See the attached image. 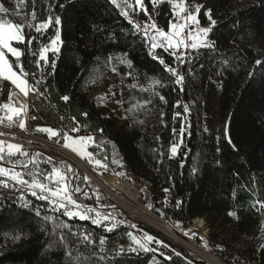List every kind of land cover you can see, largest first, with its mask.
<instances>
[{"label": "trees", "instance_id": "1", "mask_svg": "<svg viewBox=\"0 0 264 264\" xmlns=\"http://www.w3.org/2000/svg\"><path fill=\"white\" fill-rule=\"evenodd\" d=\"M188 3L203 5L198 17L201 24L207 22L204 13L211 10L217 24L209 39L216 46L191 51L184 64L170 52L157 49L156 56L165 61L161 64L150 55L146 38L128 22L129 18L137 23L148 21L149 17L142 11H130L129 16H124L111 0H25L29 16L26 23L53 18L42 33L26 28L28 36L36 39L24 48L22 62L29 73H35L30 83L41 80L39 90L43 93L30 102V123L33 127L45 125L59 130L61 137L77 123L87 125L80 131L93 134L97 141L107 140L119 159L121 170L150 182L152 196L148 203L156 204L165 194L163 189L171 190L173 197L166 220L177 228L182 226L184 234L198 232L189 229L196 217L223 215L229 211L238 213L234 226L239 233H249L260 225L259 236L248 249L247 264H264V211L253 207L260 200L257 178L264 173V64L255 63L256 60L264 62V0H188ZM144 4L157 25L167 30L173 18L170 5L165 2L153 8L150 0H144ZM33 7L36 21H31ZM55 17L60 18L59 25L55 24ZM57 30L62 41L60 52H49L47 62L37 67L39 49L50 43ZM122 54H127L133 67L118 65V69L121 73L131 71L133 76L116 79L119 82H115L118 84L114 87L116 97L128 108L149 98L152 103L134 114L126 111L127 119H116L104 116L99 109L97 99L92 96L97 82L92 84L91 79L98 68L107 64L109 57ZM166 65L178 68L185 76L183 90L165 72ZM212 70L218 78L216 138L199 140L200 117L211 96ZM150 77L160 78L166 85L157 89L166 97V103L150 92L127 87L132 83L147 87ZM10 90V85L3 82L0 105L7 100ZM64 95L71 99L63 101ZM177 102L179 107L175 106ZM184 105H188V112L184 111ZM85 112L87 117L83 115ZM177 112L181 115L176 116ZM139 120L144 124L134 123ZM101 128L103 134L98 131ZM172 129H184L183 145L179 154L169 159L170 144L175 141L170 133ZM226 132L235 149L228 144ZM22 148L29 153V148ZM160 152L165 155L159 156ZM36 159L38 165L24 168L27 157L16 154L10 159L6 157L2 166L5 169L15 166L17 171L25 173V179H31L27 175L29 171H51L54 166H60L54 160L45 163L49 159L41 154ZM193 167L197 168L196 173L192 172ZM77 185H83L82 178ZM180 200L183 204L177 207L176 201ZM45 216L49 215L34 216L19 207L0 204V264L148 263V254L111 256L90 253L81 247L73 249L75 241L71 232L53 231V222L45 221ZM59 221L67 223L71 231L79 224L67 217H59ZM61 235L64 241H60ZM169 254L171 259L162 260L161 264H205L197 256L181 250L180 256Z\"/></svg>", "mask_w": 264, "mask_h": 264}, {"label": "snow or ice", "instance_id": "2", "mask_svg": "<svg viewBox=\"0 0 264 264\" xmlns=\"http://www.w3.org/2000/svg\"><path fill=\"white\" fill-rule=\"evenodd\" d=\"M111 2L117 7L121 8V14L124 16H129L130 11H142L146 16L149 17L148 21H146L143 27L129 18V24L133 26L138 34H142L151 49L150 55H153L154 58L159 59L156 56L157 49H163L166 52H170L171 55L177 60L180 64L186 63V57L189 55V51L195 52L200 48H208L214 49L215 42L209 39V35L212 32L213 28L216 26L217 21L212 18L211 10L206 11L204 14L207 16V19L210 21L209 27H200L199 14L201 12V8L203 5L200 4H190L188 0H150L153 8L162 3H168L172 10V20L169 22L168 29L165 30L160 28L154 19L151 18V15L148 13V9L145 7L144 0H134V2H129V0H121V3H117V0H111ZM62 6V5H61ZM194 8V11L192 10ZM0 12H7V9L0 8ZM53 18L51 16L48 17L46 21L39 23H26V24H16L13 22H9L5 20L3 17H0V79L9 82L15 89H18L19 93H22L25 98L29 96L30 93H35L39 95H43L39 90V86L41 84L40 79H36L34 83L29 82V77L35 78V73H29L25 70L24 64L22 62V57L24 56V51L14 45L20 44H32V42L36 39L35 37H27L25 36L24 29H34L36 33H42L46 31L49 26L52 24ZM31 21H36V12L33 7V11L31 12ZM61 23L59 17H55V24L59 25ZM58 44H62L60 39L59 30L56 32V36L54 39L50 41V46H44L39 49L38 52V60L36 61L37 67H41V62H47V53L49 51L53 52V54H57L60 52V47ZM33 55L36 56L37 53L33 52ZM11 57V59H10ZM118 61V64H112L113 60ZM161 64H165L163 59H159ZM255 63L257 65L264 64L261 60H256ZM108 64L111 67V71L119 75L118 65H125L127 68L131 69L133 67V63L130 59L127 58V54H122L119 57H109ZM165 72L168 73L171 77H174V84L178 86L181 90H183L185 86V76L180 72V70L171 65H166ZM128 77H132L133 73L131 71L125 74ZM100 76H94L91 79V83L95 84ZM150 83L147 87L139 86L138 83L129 84L127 87L129 89H138L140 92L151 93L153 96L158 98L159 101L166 103V97L161 94L157 89H163L166 85L162 82L160 78L150 77ZM114 96L115 93H112ZM12 94H9V101H12ZM61 99L65 102H68L71 98L68 95H64ZM107 99L106 95H101L97 97V101L103 102ZM117 104H122V101H116ZM152 103V100L145 99L143 101H138L131 105L126 111L129 113H136L138 111L147 109L148 105ZM179 107V102L175 105ZM184 111L188 112V105H184ZM0 108L8 110L11 115L7 116V119L11 121L14 116H20L21 113L26 114V105H21V107L17 108L12 106L10 103H5L0 105ZM85 117H87V113H83ZM176 116L181 115V113L177 112ZM163 116V113L161 114ZM35 118V117H34ZM126 119L128 117H125ZM2 119V118H0ZM62 119V118H61ZM75 121V117L72 118ZM134 123L144 124V121H134ZM20 128L23 130L26 127L25 122L20 123ZM81 127L87 128V125H77L71 129V132L76 133L81 130ZM39 131H43L49 134V138L57 137L61 135L59 130H54L52 128H43L38 129ZM98 131L103 134V129H98ZM175 133V130H174ZM183 133L184 129L180 130L179 136L180 139L178 142L174 141L170 144L169 155L168 158L172 159L173 157L179 154V149L183 145ZM227 142L229 145L235 149V145L232 143L231 137L225 133ZM159 139V138H157ZM64 147L71 148L73 152H76L81 157L87 156V158L93 162L95 165L100 166L102 168L107 169L108 165L103 163L101 159H96L92 152L86 151L89 144L96 146V139L93 135L88 136H79L73 137L69 135L67 132L64 133ZM69 141H71L69 143ZM106 143V142H102ZM219 150V149H218ZM19 154L21 156L29 157V153L24 151L22 146L19 144L13 143H5L4 141H0V176L5 177L7 180H11L15 182V184L20 185L21 187L28 190L32 196L37 199L46 201L49 205L52 206V210L54 212L61 213L64 217H68L70 219H79V220H91L92 224L98 226H104L106 222L112 220L113 218L110 214H103L99 212L95 207H89L85 204H82L75 197V194L82 193V189L78 186L71 188L69 187L66 173L62 172L59 168L53 167L51 171H29L27 175L31 179H25V173L19 172L15 170V166L11 169H5L2 166V162L5 158H11ZM159 156H164L165 153H158ZM104 159H107L105 157ZM51 161H45L48 163ZM38 159H33L29 157L28 162L22 165L24 168H27L29 164L38 165ZM112 163H118L115 159L112 160ZM158 163H163V160H158ZM182 166V165H181ZM71 166H69L68 171H71ZM192 172L196 173L197 168L193 167ZM87 179V178H85ZM0 184L4 187H8V184L5 180H0ZM164 192H170L169 188L163 189ZM85 197L88 196L87 193H83ZM183 204V201H176V206L180 207ZM25 207L28 206L26 203ZM253 207L257 209V211H264V201H260L257 199ZM39 211H37V215H39ZM229 216L238 217V213L236 211H229ZM45 221H51L54 224L53 231L56 229H68L69 225L64 222L59 221V217L53 216H45ZM121 224L124 222L121 221ZM117 224L115 222L105 227V230L108 232H112L116 229ZM130 227L135 228L136 225L132 224ZM187 235V233H185ZM76 235V233H73ZM127 236L130 238L133 245L136 247H130L129 251L137 252L138 250L143 252L153 251L152 248L149 247L152 243H163L162 241H157L153 236L144 233L142 237L138 238L134 233L128 232ZM83 239L85 241H90V234L84 235ZM65 237L63 235L60 236V241H64ZM99 243L101 245L105 244V238H100ZM124 249L121 248L119 250V254H123ZM163 255V253H161ZM69 257H71V253H68ZM179 256L180 253H177ZM168 259H171L169 256ZM154 264V262H153Z\"/></svg>", "mask_w": 264, "mask_h": 264}, {"label": "rangeland", "instance_id": "3", "mask_svg": "<svg viewBox=\"0 0 264 264\" xmlns=\"http://www.w3.org/2000/svg\"><path fill=\"white\" fill-rule=\"evenodd\" d=\"M0 8L7 9V12H0V17H3L5 20H8L9 22H13L16 24H26V21L27 20L29 21L28 18L29 16L27 15L26 7H25V0H0ZM192 10L194 11V8ZM144 23L145 22L139 24L143 27ZM199 26L209 27L210 21L207 19L206 23L204 24L200 23ZM24 32H26V28L24 29ZM14 46H17L22 50H24V48L27 49L29 47V44L25 43ZM44 46H50V43ZM58 46L60 47V44H58ZM190 55H191V50L189 51V55L187 56V58L190 57ZM106 62H107L106 65H103L94 72L95 76H100L101 78L96 81L97 89L93 92L92 96L97 99V97L101 95H106L107 99L105 101L103 102L98 101L99 109L103 111V114L106 117H111V118L115 117L116 119H121L125 117L126 109H128V106L126 103H124L122 100L116 97L117 96L116 92L114 95L115 97L112 95V93H114L116 89L114 87L115 86L117 87L118 85L116 83H119L116 79L125 77L126 73L123 72L121 73L119 69H118L119 75L113 73L111 71L110 65L108 64V59ZM112 64H117V61L114 59L112 61ZM210 79L212 81L211 82L212 87L210 90L211 96L208 102L205 103L203 113L200 117V123L198 126L199 128L198 137L199 140L201 138H204L214 141L216 138V124H217L216 102H217V90H218V78L215 70H212ZM0 81L8 83L11 87L9 94L15 93L18 96L21 103L23 105H26V127L23 130L17 128L16 124H14L12 121H9L7 119V116L4 115V109L0 108V118H2L0 119V141H4L6 144L7 143L19 144L22 147L28 148V146L25 144L26 142H28V139H26L25 137L29 134H32V137L37 141H39L41 138H44V140H50L51 138H49L48 133L38 130V129L50 128V127L45 125H36L33 127L31 125L30 123L31 117L29 116V104L27 102L28 97L25 98L23 94L19 93L18 89H15V87L12 86L9 82L4 81L2 79H0ZM9 94L7 96L6 102L9 101ZM116 101H122V104H117ZM1 105H3V103ZM174 130L175 129H172L170 133L173 134V136L175 137V141L178 142L180 139L179 133L181 129L178 131L175 130V133ZM68 134L73 137L93 135L81 131L76 133L69 132ZM60 138H61V143L64 144L65 142L64 136L63 137L60 136ZM70 142L71 141H69V143ZM105 142L106 143H102V141L96 140V146L89 144L86 151L92 152L96 159H101L103 163L107 164L108 165L107 169L95 165L87 158V156L81 157L76 152H73L71 148H67V149H69L76 156V158H78L79 161H81V164L83 165L82 169L84 170V173L87 171H94L95 173H97L96 175L97 178L98 175L102 174L103 172H107L108 174H125L126 172L120 169V162L114 150H112L111 147L108 145L107 140H105ZM105 157H107V159H104ZM113 159L118 161V163H112ZM59 165L60 166L57 168H59L62 172L66 173L68 184H70L71 174L68 173L67 171L68 168L66 164L59 163ZM11 166H13V164ZM11 168L13 167H10L9 169ZM84 177L87 178L88 181H84L85 179L83 178V185L82 186L77 185V186L78 187L89 186L92 190H94L95 194L97 195L98 201L102 203H106L105 205L107 206L112 205L111 204L113 203L112 200L108 199L101 191L97 189L98 185L95 184L93 181L89 180L86 173ZM256 189L260 201H264V173L258 176ZM77 199L80 203H86L90 201L88 196L85 197L84 195L78 196ZM118 203L121 202L119 201ZM125 205H126V210L129 213L128 214L129 216L135 214L136 206H134L133 201L125 202ZM143 206L144 208L141 210V213H136L137 217L135 219L141 223L139 226L144 227V228L142 227L145 230L144 233L153 236L154 239L157 241L163 242V243H152L151 245H149V247L152 248L153 251L150 252H143L140 250L137 251L139 255L142 254L149 255L147 264H153V262L154 264H161L162 260H168V257L170 256L169 253H171L174 256H178L177 253H180V250L186 252L187 254H193L197 256L205 264H247L248 249L257 240L261 229L259 225L255 227L253 230H251L249 233H244V234L239 233L236 227L234 226V217L229 216L228 215L229 212H228L223 215H211L209 217H201V219L204 221V226L202 227H199V224L195 221V219H193L194 225L189 229L192 230L194 228L195 230L197 229L198 232H193L190 235H186L183 232V230L185 229L182 226L180 228H177L176 226L168 223V221L166 220V213H163V215L159 214V216L164 217V222L166 223V226H168V228L171 229L172 232L176 235L177 238H175L171 235V233H165V232L163 233L160 231V226L162 224L161 221H159L157 218L158 211L155 210L152 204L148 203V200L146 202H143ZM115 209L110 210L107 213H103V214H110V216L113 218L112 220L106 222L104 226H102L103 230H105V227L113 222L117 224V227L114 231H117L119 228L126 226V220H123L120 213ZM121 221H123L124 223L121 224L120 223ZM181 233H183V236L181 235ZM142 236L143 234H141V237ZM161 253H163V255Z\"/></svg>", "mask_w": 264, "mask_h": 264}, {"label": "built area", "instance_id": "4", "mask_svg": "<svg viewBox=\"0 0 264 264\" xmlns=\"http://www.w3.org/2000/svg\"><path fill=\"white\" fill-rule=\"evenodd\" d=\"M25 33L26 37H29L27 34V29ZM25 70L28 71L27 69ZM31 79L32 77L30 76L29 81ZM2 92L3 81H0V98L2 96ZM36 99L37 94L31 93L27 99L29 106L30 102ZM6 101L2 103L5 104L7 103ZM25 138L28 139V142H26L25 144L29 148V157L36 159L37 154H41L46 158H51V160H54L60 164L65 163L67 168L71 166L72 170H67L68 173L71 174V182L69 184L70 189L76 187L78 181H80L83 174L85 176L86 173L89 180L97 184V189L101 191L108 199L112 200L114 205L113 203H111L112 205L107 206L105 205L106 203L98 201L97 195L89 186L79 187L80 189H82V193L75 194L74 198H78V196L83 195V193H87L90 201L82 204H85L89 207H95L101 213H107L110 210L116 208L115 210L120 213L122 219L126 220L125 227L119 228L114 232H107L103 230L102 226L92 224L91 220L71 219L79 222L78 225L75 224L73 226V229L71 231L72 235L73 233H76V235H73L75 245H73L71 248L74 249L75 247H81L90 253H109L111 256L139 255L138 252L129 251V248L135 247V245L132 244L130 238L127 236V231H132L138 238H140L141 234H144L145 232V230L143 229L144 227L142 226V228L141 226H139L141 223L138 222V220H136L135 218L137 217L136 213H141V210L144 208L143 202H146L152 196L150 182L145 181L143 178L133 173L108 174L107 172H103L102 174H99L97 178V173H95L94 171H87L84 173L81 161H79V159L76 158V156L69 149L64 147V144L61 143L60 136L53 137L50 140H44V138H41L39 141L34 139L32 137V134L27 135ZM29 157H27L26 163L28 162ZM84 176L83 178L85 179ZM107 176L109 178H107ZM0 180H5V182L8 184V187H4L2 184H0L1 205L19 207L21 209L29 211L34 216H40L44 213L53 217H64L61 213L54 212L52 210V206L49 205L46 201L37 199L36 197L32 196L28 190L18 184H15V182L7 180L2 176H0ZM84 181H88V179H85ZM172 197L173 193L171 192V190L170 192H165L164 196L160 200L156 201V204L153 205L155 210L166 213L169 209V201ZM119 201L121 203H118ZM129 201H133L134 206H136L135 214H132L131 216L128 215L129 213L126 210L125 205V202ZM26 203L28 204L27 207L24 206ZM37 211H39V215H37ZM157 214V218L159 221H161V224L166 225V223L164 222V217L159 216V213ZM132 224H135L136 227H130V225ZM169 230L171 231L170 233H173L171 229ZM160 231L163 232L161 229ZM88 234H90L91 242L85 241L83 239V236ZM181 235L183 236V233H181ZM102 237L105 238L104 245H101L99 243L100 238ZM121 248L124 249L123 254H119V250ZM184 260L187 263H190L187 259Z\"/></svg>", "mask_w": 264, "mask_h": 264}, {"label": "bare ground", "instance_id": "5", "mask_svg": "<svg viewBox=\"0 0 264 264\" xmlns=\"http://www.w3.org/2000/svg\"><path fill=\"white\" fill-rule=\"evenodd\" d=\"M11 94H12L13 99H12V101H8L7 103H10L12 106L17 107V108L21 107V104H22V103H21V101L19 100L18 96H17L15 93H11ZM4 115H5V116H8V115H11V113L8 112V110L4 109ZM11 121H12L14 124H16V127H17V128H20L19 125H20L21 122H25V123H26V114L22 112L20 116H14L13 119H12ZM107 178H109V177L107 176ZM195 221L199 224V227L204 226V221L201 219V217H196V218H195ZM160 229H161L163 232H165V233H170V232H171V231L169 230L168 226H166L165 224H162V225L160 226ZM171 235H172L173 237L177 238L176 235H175L174 233H171ZM185 244H188V243H185Z\"/></svg>", "mask_w": 264, "mask_h": 264}, {"label": "water", "instance_id": "6", "mask_svg": "<svg viewBox=\"0 0 264 264\" xmlns=\"http://www.w3.org/2000/svg\"><path fill=\"white\" fill-rule=\"evenodd\" d=\"M158 213H159L160 215H163V212H161V211H158Z\"/></svg>", "mask_w": 264, "mask_h": 264}]
</instances>
